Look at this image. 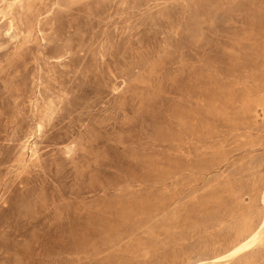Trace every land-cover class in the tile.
Segmentation results:
<instances>
[{
  "label": "rangeland",
  "instance_id": "1",
  "mask_svg": "<svg viewBox=\"0 0 264 264\" xmlns=\"http://www.w3.org/2000/svg\"><path fill=\"white\" fill-rule=\"evenodd\" d=\"M0 264H264V0H0Z\"/></svg>",
  "mask_w": 264,
  "mask_h": 264
}]
</instances>
